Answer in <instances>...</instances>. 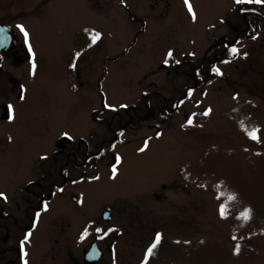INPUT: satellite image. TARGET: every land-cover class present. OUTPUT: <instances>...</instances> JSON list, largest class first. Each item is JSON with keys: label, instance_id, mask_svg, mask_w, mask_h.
Masks as SVG:
<instances>
[{"label": "rangeland", "instance_id": "374dc122", "mask_svg": "<svg viewBox=\"0 0 264 264\" xmlns=\"http://www.w3.org/2000/svg\"><path fill=\"white\" fill-rule=\"evenodd\" d=\"M20 1L34 14L36 152L59 150L64 137L73 151L93 150L112 128L92 114L117 116L108 154L71 171L65 193L52 190L51 213L66 210L67 238L98 230L114 250L101 264H264V17L251 13L264 16V0ZM227 43L238 52L209 64ZM207 52L183 104L145 121L148 98L177 100ZM122 115L132 124L125 133ZM51 234L54 255L60 233L52 226Z\"/></svg>", "mask_w": 264, "mask_h": 264}, {"label": "flooded vegetation", "instance_id": "af4514ba", "mask_svg": "<svg viewBox=\"0 0 264 264\" xmlns=\"http://www.w3.org/2000/svg\"><path fill=\"white\" fill-rule=\"evenodd\" d=\"M20 3L23 5L25 1L0 0V194H3L0 196V264H92L89 261V252L91 244L95 241L103 255L94 264H101L110 258V251L114 250L108 253L107 245H103L104 238L99 231L82 233L76 242H72L66 234V210L51 213L50 200L53 198L54 189L57 194L61 193V190L65 193L71 171L94 166L102 156L108 154L113 143L119 138L114 131L117 116H113L109 121H99L96 112L92 114L93 122H107L106 127L112 128L111 131L108 129L109 133L99 138L97 143H91L93 140L87 142L88 145L95 144L93 150L80 143L75 148L76 151H73L72 145L66 146L65 140L68 139L64 137L58 144L59 150L51 152L48 147L36 152L31 141V117L34 115L31 89L35 84L36 68L35 57L30 49L28 21L34 14L25 9L24 5L21 9ZM124 7L127 8L125 4ZM25 10L28 12H24ZM199 82L201 80H197L195 75L184 88V94L174 101L161 94L155 95L159 96L158 100L166 103L162 106L165 109L171 105L178 109L189 95L192 86ZM146 95L149 97V94ZM148 99L151 102V98ZM149 106L153 113L148 116L143 113L145 121L156 114L162 118L161 112L165 110L157 111L160 105ZM124 122L126 125H123ZM127 126H132L130 118L122 115L117 129L125 133ZM98 133L92 132V135L97 137ZM107 143L108 146H104ZM53 157L55 162L52 161ZM114 160L118 163L119 156H115ZM51 162L55 164L54 167ZM85 174L84 171L78 178L80 183ZM4 178L11 183L9 187L1 184ZM72 198L75 203L78 202L76 196ZM59 202L66 206V202ZM55 215H59L58 219ZM61 220L65 223L62 224ZM85 222L90 224V220ZM84 224L80 225L79 220L80 228ZM52 226L60 233V237L55 239L54 255L51 254Z\"/></svg>", "mask_w": 264, "mask_h": 264}, {"label": "trees", "instance_id": "16d2710c", "mask_svg": "<svg viewBox=\"0 0 264 264\" xmlns=\"http://www.w3.org/2000/svg\"><path fill=\"white\" fill-rule=\"evenodd\" d=\"M256 12H257L256 9H254V11H251V13L254 16V18L259 19V17H264L263 15H260L259 12L258 13H256ZM245 24H247V22H245ZM243 28H244V25H243ZM242 34L245 35V32L242 33ZM233 40H235V39H233ZM221 42H226V41L224 40V41H221ZM225 46H226L225 52L223 50H218V52L216 53L218 60H212V62L209 63V64L215 65L217 62H226V61H228L227 59H231L234 56V54L231 52V49L234 48V47L228 45V43ZM217 47H220V45H218V46L217 45L211 46L210 49L208 50V52L209 53H215V51L217 50ZM208 52L206 53L205 58H203L202 60H198V62L196 64H194V66H196L195 69H194V72L196 74V79L197 80L198 79L201 80V77H202V67L206 63L209 62V61H207V57L209 55ZM155 97L159 98V96H157V95H155ZM149 104H151L150 101H149ZM156 104L160 105L159 106V109L157 111L165 110V108L162 107V106H164L166 104L163 100H160V102L159 103H156ZM104 146L107 147L108 146V143L106 145H104Z\"/></svg>", "mask_w": 264, "mask_h": 264}, {"label": "water", "instance_id": "95a60500", "mask_svg": "<svg viewBox=\"0 0 264 264\" xmlns=\"http://www.w3.org/2000/svg\"><path fill=\"white\" fill-rule=\"evenodd\" d=\"M112 214L110 211H106L104 214H103V218L105 220H110ZM90 252H89V256H90V259L89 261L94 264L96 263L103 255V251L101 250V248L99 247L98 243L95 241L93 244H91V247H90Z\"/></svg>", "mask_w": 264, "mask_h": 264}, {"label": "snow or ice", "instance_id": "6c2138e0", "mask_svg": "<svg viewBox=\"0 0 264 264\" xmlns=\"http://www.w3.org/2000/svg\"><path fill=\"white\" fill-rule=\"evenodd\" d=\"M238 2H241V0H238ZM257 2H262V0H257ZM188 7H189V10H191V4L190 3L188 4ZM25 36H27V32H25ZM99 38H100V35L98 33L93 34L91 36L92 43H95ZM231 52L233 54H236L238 52V50L236 48H232ZM169 55H171V53H169ZM189 123H191V121H189ZM252 135H253V138H256L255 132H253ZM2 195L3 194H0V196H2ZM245 215H247V213ZM29 235H30V233H29ZM159 241H160V237H159V235H157L155 238V243H153L152 246L147 250L149 255L152 254L153 249L156 247V245L159 243ZM238 251H239V248L237 247V252Z\"/></svg>", "mask_w": 264, "mask_h": 264}]
</instances>
